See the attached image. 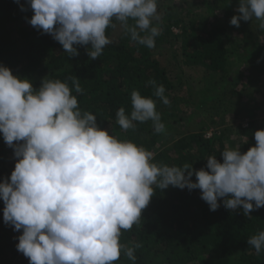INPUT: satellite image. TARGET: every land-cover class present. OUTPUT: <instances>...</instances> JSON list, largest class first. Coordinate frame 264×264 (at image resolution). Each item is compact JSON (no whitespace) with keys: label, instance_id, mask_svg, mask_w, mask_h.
Masks as SVG:
<instances>
[{"label":"clouds","instance_id":"9594fccd","mask_svg":"<svg viewBox=\"0 0 264 264\" xmlns=\"http://www.w3.org/2000/svg\"><path fill=\"white\" fill-rule=\"evenodd\" d=\"M21 11H33L27 22L51 34L69 57L86 47L90 59L112 43L107 29L119 22L123 35L148 49L162 34L159 0H14ZM231 3V0H228ZM230 24L259 21L264 30V0H238ZM132 21V23H129ZM42 79L38 89L28 78L0 64V134L14 149L10 178L0 182L3 221L20 231L16 248L29 264H116L121 255L135 264L136 249L121 241L138 225L157 189L170 185L199 189L210 211L223 205L242 208L245 216L264 207V129L254 132L255 146L240 145L207 157L206 167L158 163L151 150L101 128L97 115L81 110L78 77ZM71 81V84L69 83ZM154 96L170 105L163 84L148 81ZM76 93V94H73ZM132 110L116 111L121 130L151 121L154 133L167 134L156 100L131 92ZM195 175V181L192 180ZM257 255L264 252V230L248 238Z\"/></svg>","mask_w":264,"mask_h":264},{"label":"trees","instance_id":"16d2710c","mask_svg":"<svg viewBox=\"0 0 264 264\" xmlns=\"http://www.w3.org/2000/svg\"><path fill=\"white\" fill-rule=\"evenodd\" d=\"M20 4L27 7L26 0H20ZM237 6L238 0H231L230 4L228 0H200L198 13L191 7L184 12L191 21L184 22L177 14L160 15L162 34L156 38L155 48L139 45L122 32L100 57L90 59L86 52L90 45H74L79 55L69 57L51 34L27 22L25 18L31 19L33 15L30 7L21 11L14 0H0V64L10 68L14 75L30 79L36 89L47 76L62 81L78 77L84 93L73 94L77 95L81 110L97 115L101 128L143 145L153 152L158 163L169 166L189 163L198 170L206 167L209 155H216L222 162L221 152L227 146L225 131L209 137L205 121L220 128L228 127L227 117L236 110L231 99L240 96L242 91L235 89L243 87L236 84L238 79L231 82L228 73L235 70L236 74L249 77L253 86L254 81L264 85V42H258L247 23L242 52L240 40L230 33V20L239 14ZM115 29H107L106 34L111 38ZM169 47L173 50L172 61L182 76L184 67L206 71L203 87L192 83L187 86L182 80L176 83L161 67L159 54ZM217 77H221V83L211 87ZM150 80L164 85L170 105L154 96ZM134 89L156 100L167 134L154 133L151 121L137 122L136 129L127 132L116 124L118 108L124 107L129 113L132 110ZM253 111L240 108L235 112V117L245 114L248 118L247 124L233 129L242 153L255 146L254 132L264 129V118H255ZM198 116L204 117L199 131H179L195 127L194 119ZM9 149L0 134V182L10 178L16 163L12 162ZM195 179L193 175L192 180ZM222 201L220 198L216 211H210L199 189L189 191L187 187L171 185L157 189L143 210L140 223L124 231L121 241L129 246L142 244L136 249L135 264H264V252L257 255L248 244V238L264 230V207L252 211L248 217L242 208L227 209ZM4 206L0 200V264H29V259L16 248L22 229L14 231L13 226L4 223ZM116 264L132 262L121 255Z\"/></svg>","mask_w":264,"mask_h":264},{"label":"rangeland","instance_id":"374dc122","mask_svg":"<svg viewBox=\"0 0 264 264\" xmlns=\"http://www.w3.org/2000/svg\"><path fill=\"white\" fill-rule=\"evenodd\" d=\"M199 2L200 0H159L158 4V12L160 15H165L166 13H171V14H177L179 18L183 19L184 22L191 21V18L187 17V14L184 12L186 11L187 7H191L192 11L194 13H198L201 9L199 8ZM168 10H171L168 12ZM239 15V14H235ZM251 22V23H249ZM247 23L249 26V29L252 31L254 30L255 35L257 37V40L259 43L264 42V32L259 28V24L253 19V21H240V26L236 27L231 24H229L230 27V33L232 34L233 37H236L237 39L240 40V49H243L244 43H245V38H243V34L247 28ZM123 32V28L121 27L120 24L117 25L116 29L114 30L113 34L111 35L112 43L115 42L118 38V36ZM179 32V31H178ZM178 41H174V46L176 48ZM243 52V50H242ZM173 50L169 47L168 49L162 50V52L159 54V61L161 64V67L167 70L168 73H170V77L178 83L180 80H182L183 83L188 84L192 83L196 87H203L205 84V80L207 78L206 76V71L203 68L200 67H184L183 69V76L180 74V71H178L177 65H174L173 61ZM235 60L233 59L232 62ZM238 68H240L239 65H237ZM229 74V79L231 82L235 83L238 86L243 84V87H237V91H242L240 96H237V98H234L235 100H232L234 103L233 105L235 106L236 110H240L247 108V110H254L256 114L252 113L255 118L262 119L264 118V85L261 86L259 82L254 81V86L253 82L250 80L249 77L241 76L239 74H236V71L233 70L228 73ZM228 77V75H225ZM214 81V85H211V87L218 86L221 83V77H217ZM220 79V80H219ZM246 85V86H245ZM245 86V87H244ZM212 105V104H211ZM247 106V107H246ZM234 108V109H235ZM231 113L227 117V126H222L217 127L214 125H211L209 121L207 122L206 126L209 127V130L207 131V135L209 137L213 136L214 134L219 135L220 132L225 131L227 134V139H226V144L228 147H236L239 144L238 139L235 136L234 133V127L237 128L238 125H245L247 124L248 118L245 117V114L240 115L239 117H235V113ZM241 114V113H239ZM202 116H198L195 121V127H185L179 129V131H188V132H194V131H199V126L201 121H203ZM193 121V122H194ZM226 128H230L231 131L227 132ZM9 152L11 154V160L14 162L16 158L14 157V149L11 148L9 149Z\"/></svg>","mask_w":264,"mask_h":264}]
</instances>
